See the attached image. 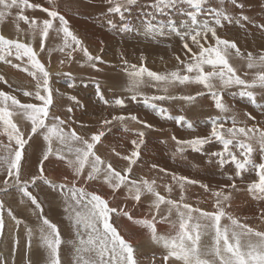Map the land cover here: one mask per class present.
<instances>
[{
  "label": "rangeland",
  "instance_id": "374dc122",
  "mask_svg": "<svg viewBox=\"0 0 264 264\" xmlns=\"http://www.w3.org/2000/svg\"><path fill=\"white\" fill-rule=\"evenodd\" d=\"M96 1L97 2L94 3L87 0H56L59 12H69L72 15V20L74 19L75 21L76 19L77 21L79 20V22H84L87 20L84 23H88V20L92 21L90 22V25L95 31L98 30L99 32H95L93 29L90 31L93 34L95 33L93 36L96 37L95 40L97 41L95 42L100 44L99 48H96V46H93L92 48L91 44H86L87 41H83L84 39L81 36L77 37L80 40L82 39L81 46L86 47L90 53L92 52L91 54L93 56H100L101 61H96V68H93L88 63L86 57L83 58L84 55L83 51L81 50L82 48L77 49L76 51H73L72 48H65L64 51H59L60 48L63 47L64 39L61 40V36L63 38L62 33H58L55 30L59 28V21L57 20L54 22V29L50 30L49 36L45 39V49L43 50L45 55L42 54L40 56L41 59H43V62L51 60V66L59 68V71L57 70V72L52 75L53 79L51 80L50 76L49 80L53 98V104L51 106L56 109V111H52L50 109V117L61 113L64 114L65 119L71 120L73 118L72 111L74 109L79 110L77 117H79L81 121L77 123L71 122L69 124L74 128L80 126L79 133L83 132L82 135H84L85 138H90L93 133L104 131L105 135L101 138V142H99L95 147L96 154L99 155L106 163L111 162L114 168L117 171H120L122 174L125 169L129 167V161L125 160L123 157L130 156L132 151L137 150L134 148L132 141L135 140L139 143L141 139L139 133L143 132V143L140 144L138 149L141 155H139L136 163L131 165L132 171L129 173V179L140 180L142 177L148 180L155 179L157 190L161 195L179 201L180 187L173 180V174H175L177 177H187L190 180H194L195 178V181H198L199 183L186 184L184 192V202L191 204L193 207H200L207 211H213L214 209H212V206L215 202V197H213L212 192L221 190L222 185L233 183V181L229 180L228 177H234L236 191L235 189L231 188L224 189V191L231 194V200L229 201V206L227 207L229 210L227 211H230L231 214H234L235 216H233L238 218L241 223H247L249 226L257 230L264 231V219L261 218V213L264 212V199H255L252 194L247 191L248 184L256 179L255 170L249 167L248 170L243 172L242 178H236L235 165L228 162L221 166L218 162L219 157L213 155L215 152L222 151V145L216 142L214 139L205 144L201 151H193L190 147L179 146L177 145L176 141L172 139L173 136H175L178 140H189L197 136H208L211 131V121L213 119L217 117L223 118L225 115L231 116L233 114L238 119L239 123L237 126L247 125L252 127L257 126L258 124L257 127L264 128V117L259 115L257 108H255L260 104H262L264 107V89L259 87L245 89L239 85L221 88L219 87V82L216 81L217 87L215 91L220 95L223 104L229 109V112L225 114L216 108L215 98L211 95L208 89H205L202 85L176 84L169 87L168 92H164L162 90L163 85L152 81L145 74V83L140 88V92H142L143 95H138L136 99L133 100V93L126 90L129 77L125 72V68H128L130 71L131 65L133 64L137 65L139 68L142 63V57L143 66L150 71L157 73H168L179 68L183 73V66L179 64L176 59L177 56H179L181 60L185 59V50L182 47L183 41L180 39V36L177 35L175 31L169 30L168 27H164L162 33L156 32L157 34H152L150 32V35L144 26H146L148 21H153L152 23L156 24H167V21L171 19L176 22L177 28L183 32L184 29L180 28V25L182 22L187 21L188 17L182 13L191 11L192 9H190L187 4H181L177 5L175 9L165 10L164 14L162 15L157 13L155 15L156 17L153 18L152 13L155 10H153L150 5L154 3V0H135V3L132 5H127L121 13L109 12V8L112 7V5L107 3L106 0ZM105 3L108 4V7L105 6ZM39 4L43 5L44 7H50V5L47 3V0H43V2H40ZM86 7L89 8L87 9ZM148 10L150 11L148 12ZM210 10H212V12H210ZM215 10L225 12L231 18L230 20H222V26H214L216 27L217 35L219 37L229 41H234L236 43L245 59L237 57L235 55V50H232L230 63L237 70V74L241 77V79L251 82L254 79V72L256 70H249L247 68L246 56L249 52L253 53L254 56H259L261 52H264V0H206V3L203 5V11L198 16V19L200 21L208 20L212 22L214 20L213 13ZM18 12L19 9L17 8L11 9V15H7L3 21H0V30H6L8 39L19 40L18 38L23 35L28 36L31 39V46H33L34 42L35 44H40L39 32H37L35 36L29 34L28 25L16 18ZM24 14L28 16L29 19L36 18L38 20H42L47 18V14L40 11L39 9H28L25 10ZM115 15H119L120 18L117 19ZM143 15L144 17H142ZM141 19L143 21H138ZM144 21H146V23ZM131 22L132 24H130ZM132 25H134V27ZM135 26L138 30L141 27L142 28L138 31L135 29ZM131 29L133 31L130 33L129 31H131ZM21 30L23 32H19ZM70 30L73 33L76 31L74 33H77L76 35H79L80 33L79 30L74 29L73 31L71 28ZM110 32H114V35H110ZM58 34L60 35L58 36ZM138 34H141L144 37L139 36ZM162 34L164 36L166 35L165 40L163 39L164 36ZM153 35L155 37H152ZM107 37L111 38L109 39ZM134 37L138 40H134ZM170 37L172 39H170ZM102 39L103 41L101 42L100 40ZM209 39L211 40L210 34ZM134 42H136V44H134ZM211 42L214 43V41ZM188 43L193 47L194 51H198V49H196L191 44L190 40ZM155 45L156 47H154ZM49 48H53V50L51 49V51ZM158 48L161 49V51H159ZM144 50L146 52H144ZM47 51L48 54L50 51L51 53L48 55ZM69 53H71V56H69ZM4 55L5 59L0 60V76H3L7 83L0 81V89L3 91L8 90L7 92L15 95L22 103L41 104L42 102L36 100L34 95L30 97L23 95L24 91H30L33 93L36 92V80L29 76L27 72L23 71L24 68L31 69V65L28 63L27 58L16 60L14 55L7 56L6 53ZM46 55L48 57H46ZM55 55L57 57H55ZM7 61H11V63H8ZM23 61H26L27 63ZM125 61L127 63H125ZM4 65H7L8 68L12 69L7 71ZM13 65H19L20 67L17 68ZM16 71L18 73H16ZM47 71L49 72V70ZM76 73H78V75H76ZM98 77L100 79H96ZM65 79L68 81L69 79L78 80V85H76L77 81H73V87L75 90L70 89L71 87H69V84L65 83ZM104 80H106L108 83L104 82ZM118 80L120 81L117 82ZM93 81H95L94 85H92ZM84 82L87 83V88H85L86 86L84 87ZM54 86L57 92L54 90ZM104 87H106V89H104ZM77 88H79V92H85V94L82 93L84 99L81 98V95L78 91L77 93L73 92L76 91ZM97 91L102 93L104 98L103 100H101L100 96L97 95ZM249 91L253 93L252 96L245 94ZM197 93L201 94L197 95ZM67 94L71 96L77 94L76 100L72 102L71 98L69 99ZM203 94L207 95V99H209L211 102L212 109H210V111H204L202 106H198V96L202 97ZM153 96H170L175 98L164 100L150 99ZM185 96H192L194 99L188 101L180 98ZM117 98L123 99V109L121 106L117 107V105H115L114 101ZM105 100L108 101L107 106L104 103ZM95 106L97 108L96 111ZM102 106L105 108L103 109ZM99 107L102 109V111ZM69 108L72 109L71 112L68 111ZM131 109L132 111H130ZM161 109L164 110L163 113H161ZM90 111H93L95 115H90ZM259 111L264 116V108ZM80 113L81 115H79ZM245 113L250 114L254 119H248V116H246ZM60 115L57 116L60 117ZM121 115L125 117L134 115L137 117V121L140 122L133 121L129 118V120H124V122L114 120L112 121L113 124H102V121L105 119L111 120L113 116ZM257 115L261 117L256 118L258 117ZM181 117L183 118V121L181 123H177V120ZM12 119L15 123H17L22 132H30L31 123L25 117H23L22 114L17 113ZM144 120L146 121L144 122ZM147 120L149 122H147ZM50 121L51 118H49L47 121L49 124L54 122ZM145 125H151V127H146ZM230 126L231 121L229 120L226 124V127ZM25 129H28V131H24ZM117 135H120V137L123 135L126 137L128 136V138L124 139L129 140L124 141L122 139L125 136L120 138L117 137ZM112 136L116 137L113 138ZM155 136L156 139H154ZM168 137L171 140H169ZM109 138H111V140ZM0 143L4 145H8L10 143L8 137L3 134L2 127H0ZM114 143L116 145H114ZM174 144L175 146H173ZM15 146V141L12 140L11 148H15ZM46 147L47 145L43 140V135H34L29 143L25 146L21 169V180L28 182V191L36 198L37 202L41 206L40 208H37L34 204H32L31 200L19 191L14 180L9 178V183L6 185L4 183L6 170H0V202L3 203V208L0 209V216H2L4 221V228L2 231H0V244L3 239L8 240V242H6V248L8 249L6 255H10V251L14 250L10 255L12 256V260L10 259V261H12L11 264H48V253L42 246V241L40 239V230L41 228L45 227L41 217L47 218L50 222L57 225L59 229L63 241L60 248V258L62 259L63 264H73L75 259L73 248L71 244L68 243L69 241H75L77 239V228L73 224L75 213L71 208H69V205L74 204V201L66 199V195L62 193L59 188V185L61 184H67L71 186V181L76 179L73 176L72 168L69 167L67 160L58 159L55 154H50L48 160H46L43 164L44 178L51 181L53 185H56V187H52L45 183L44 179H37L35 184L32 183L33 176H40V161L43 158V153ZM178 147H184V151H177ZM11 148L9 150H11ZM52 148L54 152L60 151L68 159H74V157L67 152L65 146L60 144L55 139L52 141ZM149 148L150 151H147ZM0 154H4L3 148H0ZM261 156L262 154L257 148L256 152L253 154V159L256 164L264 162V160L261 159ZM152 165H157V167L153 168ZM161 168L165 169L166 171L161 172ZM89 170L90 168L86 166L83 175L86 176ZM76 183L78 187H82L88 192H95L101 195L109 202V207L123 208L131 214L133 217L132 220L128 219L122 213H112L110 214V221L113 223V226L117 228L118 232L124 237V239L133 246L139 264H163L162 256L166 254V250L161 245L152 241L150 231L147 227L135 223V221L143 219L151 220L153 213H156L155 223L157 233L161 235L174 234V230L171 228L170 224L167 221L161 219L167 215L168 206L161 205V208L157 213L152 207V201L154 197H152L151 194L145 193L141 196V200L137 202L132 198V194L129 193V188L127 186L122 185L121 188L114 191L107 183H105L102 175L99 178L95 180H89L86 183L80 179H76ZM201 184L207 185L208 191H205V189L201 187ZM166 186L172 187V192L170 194L166 191ZM246 194L248 197H250L249 199ZM236 195L241 198H238ZM241 199H243V201ZM235 200H239V202L236 201L234 203ZM251 203L253 204L251 205ZM236 204L238 205L239 209L236 208L237 206H234ZM241 204L243 206L245 204V207H243ZM242 208L247 209H244V211ZM9 210L12 212L13 216L16 217V220L21 222L19 225H17L16 220H13L12 216H9ZM246 212L250 213L251 215L247 214ZM240 215L242 216V219ZM252 215H255V218H253ZM170 219H175L174 210ZM222 223H227V221L222 220ZM29 229H31V232H29ZM8 236L10 238H8ZM203 239L205 243H210V237H204ZM36 253L38 255H36ZM17 257L20 260L18 259L15 261V258ZM8 261L5 263L4 260L0 259V264H10V261ZM170 264H178V262L173 260L170 262Z\"/></svg>",
  "mask_w": 264,
  "mask_h": 264
},
{
  "label": "snow or ice",
  "instance_id": "6c2138e0",
  "mask_svg": "<svg viewBox=\"0 0 264 264\" xmlns=\"http://www.w3.org/2000/svg\"><path fill=\"white\" fill-rule=\"evenodd\" d=\"M112 5L109 12L121 13L127 5L135 3V0H106ZM50 7H43L39 3H30V0H0V21L11 15V9L17 8L19 12L16 18L28 25L29 34L35 36L37 32L40 35V50L45 49V39L49 36L50 30L54 29V22L59 21V28L55 29L58 33H62L64 44L60 51L65 48H72L73 51L81 49L82 41L75 35L68 25L66 18L60 14L56 0H47ZM206 0H154L150 5L155 11L152 16L157 13L164 14L165 10L175 9L177 5L187 4L191 11L182 14L188 17L187 21L181 23V32L176 26L174 20H168L167 24L152 23L149 21L146 24V31L151 33L161 32L164 27L175 31L183 41L182 47L185 50V59L181 60L176 57L179 64L183 66V73L178 68L177 70L168 73H157L150 71L143 66L139 68L137 65H131V70L125 68V72L129 77L127 91L133 93L132 99L135 100L138 95H143L140 92L141 86L145 83L144 76L150 78L157 84L163 85V91L168 92L169 87L176 84H198L202 85L215 98V106L222 113L227 114L229 109L223 104L220 95L215 91L219 82V87L227 88L232 85H239L245 89L262 88L264 89V52L259 56H254L249 52L246 56L247 68L255 69L254 79L249 82L237 74V70L230 63L232 50H235V55L241 59L242 56L239 48L234 41L222 39L217 35L214 25L222 26V20H230L231 18L220 10H215L214 20L200 21L198 16L203 11V5ZM36 10L47 14V18L38 20L36 18L29 19L24 14L25 10ZM212 12V10H210ZM209 34L211 40L209 39ZM198 49L194 51L188 41ZM211 41H214L212 43ZM84 57H86L91 67L96 68V61H101L100 56H93L86 47L81 49ZM7 56H15L16 60L27 58L31 69L24 68L34 80H36V92L24 91L26 97L35 96L36 100L41 101V104L22 103L15 95L9 92L0 90V127L3 129V134L9 139V144L0 143V148L4 149V154H0V170H6L4 183H9V178L15 181L16 186L24 196L28 197L32 204L40 208V204L36 198L28 191V182L21 180V169L25 146L29 143L34 135L42 134L43 140L46 142V149L43 153V158L40 161V176H33L32 183L35 184L37 179H44V182L52 187L51 181L44 178L43 164L48 160L50 154H55L58 159L67 160L69 167L73 170V176L85 183L89 180H95L101 175L105 183L114 191L127 186L132 198L137 202L141 200V196L145 193L151 194L154 197L152 207L158 213L161 205L168 206L167 215L161 219L167 221L174 234L161 235L157 233L156 228V213H153L152 219L136 220L135 223L147 227L151 234V239L154 243L161 245L166 254L162 256L163 264H170L171 261H176L178 264H264V231L257 230L247 223H241L240 220L234 217L227 211L231 194L224 189H236L234 177L229 176L228 179L233 183L221 186V190L213 191L215 197L213 211H207L200 207H193L185 201V185L199 183L195 180H190L187 177H177L173 174V180L180 187L179 201L161 195L157 190L156 180H148L143 177L140 180L129 179V173L132 171L131 165L136 163L139 158V146L143 143V132L139 133L141 137L139 143L135 140L132 144L135 149L130 156L123 157L129 161V167L125 169L123 174L117 171L111 162H105L99 155L96 154L95 147L101 142V138L105 135L104 131L93 133L90 138L80 135L74 127H71L68 121L61 119L59 116L50 117V107L53 103L52 90L49 85L50 73L38 59L37 52L28 43L20 42L19 40L8 39L0 35V60ZM71 56V53H69ZM11 63V61H7ZM63 63V61H62ZM125 63H127L125 61ZM19 68V65H13ZM210 69V70H208ZM39 74V75H38ZM70 75V74H69ZM0 81L7 83L3 76H0ZM73 85L69 84V87ZM201 93H197L200 95ZM246 95L252 96V92H246ZM98 96L103 100V95L98 91ZM75 100V97H70ZM170 96H153L152 100L174 99ZM191 101L192 96L180 97ZM148 99V98H146ZM105 104L108 101H104ZM117 106H124L123 99L117 98L114 101ZM72 111L71 108L68 109ZM164 110L161 109V113ZM17 113L22 114L31 123L30 132H22L17 123L13 121V116ZM248 119H254L250 114L245 113ZM51 118L53 123L47 121ZM137 121L136 116L125 117L113 116L111 120H103V125H109L114 120L123 122L126 119ZM231 121V126L226 127L228 121ZM183 118H179L177 123H181ZM140 122V121H137ZM238 119L235 115H225L223 118L217 117L211 121V131L208 136L194 137L189 140H178L175 136L172 137L179 146L190 147L193 151H201L203 146L211 140L222 145V151L213 153L219 157V164L223 166L225 163L235 165V177L242 178L244 171L249 167L255 170L256 179L248 184V191L255 199H264V162L256 164L253 159V154L257 148L261 152V159L264 160V128L257 126L249 127L237 126ZM151 127V125H145ZM27 137V138H25ZM57 140L64 145L67 152L74 157L68 159L60 151H55L52 148V141ZM15 141V148H11V141ZM11 148V150H9ZM235 150V151H234ZM177 151L183 152L184 147H178ZM86 166L90 168L87 175L84 176ZM156 168L157 165H152ZM165 172V169H160ZM67 179V178H65ZM76 179L71 181V186L67 184L59 185L62 193L66 195V199L74 201L70 204L75 215L73 224L77 228V239L69 241L74 252L73 264H139L135 255V249L127 242L124 237L118 232L110 221V214L122 213L128 219L132 220L131 214L123 208L109 207V202L101 195L95 192H88L82 187H78ZM201 187L208 191V186L201 184ZM166 191L172 192L171 186H166ZM3 208V203L0 202V209ZM67 210V209H66ZM175 211V219H170ZM9 216L13 220V216L9 210ZM261 218L264 219V212L261 213ZM44 228H41L42 246L48 253V264H63L60 258V248L63 243L57 225L50 222L47 218L41 217ZM226 220L227 223H222ZM17 225L21 222L16 220ZM4 228V221L0 216V231ZM31 232V229H29ZM204 237H210V243L204 242Z\"/></svg>",
  "mask_w": 264,
  "mask_h": 264
},
{
  "label": "bare ground",
  "instance_id": "6f19581e",
  "mask_svg": "<svg viewBox=\"0 0 264 264\" xmlns=\"http://www.w3.org/2000/svg\"><path fill=\"white\" fill-rule=\"evenodd\" d=\"M87 1H91V2H97L96 0H87ZM40 2H43V0H30V3H40ZM92 4V3H91ZM95 5V4H94ZM132 5V4H131ZM43 6V5H42ZM97 6H99V5H97ZM104 6V5H103ZM105 6H107L108 7V4L107 3H105ZM104 6V7H105ZM186 6V5H185ZM44 7V6H43ZM93 7V6H92ZM130 7V6H129ZM87 9L89 8V7H86ZM105 9V8H104ZM94 10V9H93ZM154 10V9H153ZM104 11V10H103ZM150 10H148V12H149ZM94 13V12H93ZM60 14L61 15H63L65 18H66V20L68 21V25H69V27L71 28V29H73V31H74V29L75 30H79V35H77V36H81L84 40L83 41H87L86 42V44L88 43V44H91V46H92V48H93V46H96V48L98 47L99 48V46H100V44H97L95 41H97V40H95L96 39V37L95 36H93V35H95V33L93 34L90 30H92L93 28H92V26L90 25L91 23L90 22H92V21H90V20H88V23H84V22H86V21H84V22H79V20L77 21L76 19H75V21H74V19L72 20V15L69 13V12H67V11H61L60 12ZM102 14V13H101ZM206 14V13H205ZM146 15H147V13H146ZM149 15V14H148ZM104 17V16H103ZM115 17L117 18V19H119L120 18V16L119 15H115ZM142 17H144V15L142 16ZM147 17V16H146ZM156 17V16H155ZM135 18V17H134ZM149 18V17H148ZM154 18V17H153ZM152 18V19H153ZM159 18V17H158ZM79 19V18H78ZM136 20V19H135ZM145 20V19H144ZM94 21V20H93ZM138 21H143L142 19L141 20H138ZM138 21H135V22H138ZM147 21H148V19H147ZM118 22H120V21H118ZM145 23H146V21H144ZM149 22V21H148ZM151 22H153V21H151ZM156 22V21H155ZM134 23V22H133ZM140 23V22H139ZM130 24H132V22L130 23ZM141 24V23H140ZM135 25V24H134ZM134 25H132L133 27H134ZM94 26V25H93ZM137 26V25H136ZM135 26V27H136ZM138 27H141V26H138ZM145 28H146V26H144ZM143 27V28H144ZM101 28H103V27H101ZM142 28V27H141ZM140 28V29H141ZM135 29H137V27L135 28ZM135 29H134V31H135ZM139 29V30H140ZM94 30V29H93ZM138 30V29H137ZM138 30V31H139ZM95 31V30H94ZM133 30L131 29V31H129L130 33L132 32ZM19 32H23L22 30L21 31H19ZM76 32V31H75ZM74 32V33H75ZM95 32H99L98 30H96ZM109 32V31H108ZM103 33V32H102ZM106 33V32H105ZM145 33V32H144ZM144 33H141V34H144ZM160 33V32H159ZM77 34V33H76ZM75 34V35H76ZM85 34V35H84ZM104 34V33H103ZM139 35V36H142V37H144L143 35ZM149 34L151 35V33L149 32ZM153 34V33H152ZM157 34V33H156ZM0 35H3V36H5L6 38H8L7 37V33H6V30L5 29H1L0 30ZM60 34H58V36H59ZM108 35V34H107ZM110 35H114V32H110ZM128 35V34H127ZM159 35V34H158ZM163 35V34H162ZM161 35V36H162ZM30 36V35H29ZM85 36V37H84ZM87 36V37H86ZM97 36V35H96ZM109 36V35H108ZM124 36H126V35H124ZM145 36H147V35H145ZM164 36V35H163ZM57 37V36H56ZM101 37V36H100ZM133 37V36H132ZM141 37V38H142ZM149 37V36H148ZM147 37V38H148ZM152 37H155L154 35L152 36ZM151 37V38H152ZM165 37H166V35L164 36V40H165ZM31 38H33V37H31ZM104 38V37H103ZM107 38H109V37H107ZM106 38V39H107ZM111 38V37H110ZM109 38V39H110ZM135 38V37H134ZM138 38H140V37H138ZM19 41L20 42H23V43H28V44H32V42H31V39L28 37V36H20L19 38ZM58 39V38H57ZM61 40L63 39L62 38V36H61V38H60ZM59 39V40H60ZM127 39V38H126ZM131 39V38H130ZM133 39V38H132ZM154 39V38H153ZM170 39H172L171 37H170ZM179 39V38H178ZM177 39V40H178ZM82 40V39H81ZM108 40V39H107ZM129 40V39H128ZM134 40H138V39H134ZM163 40V41H164ZM167 40V39H166ZM50 41V40H49ZM98 41H99V37H98ZM101 42L103 41V39L102 40H100ZM132 41V40H131ZM146 41V40H145ZM160 41V40H159ZM163 41H161V42H163ZM169 41V40H168ZM174 41V40H173ZM172 41V42H173ZM101 42H99V43H101ZM137 42V41H136ZM136 42H134V44H136ZM139 42V41H138ZM142 42H144V41H142ZM165 42V41H164ZM59 43V42H58ZM63 43H64V41H63ZM105 43V42H104ZM128 43H130V42H128ZM132 43V42H131ZM149 43V42H148ZM166 43H168V42H166ZM107 44V43H106ZM111 44V43H110ZM147 44V43H146ZM150 44V43H149ZM158 44H159V42H158ZM169 44V43H168ZM82 45V44H81ZM84 45V44H83ZM102 45H105V44H102ZM101 45V46H102ZM123 45V44H122ZM161 45V44H160ZM34 49H35V51L37 52V55H38V59L40 60V62L45 66V68H46V70H49V73H50V76H51V80L53 79V76L52 75H54L56 72H57V70L59 69V68H57V67H52L51 65H52V62L50 63V61H44L43 62V59H41V55L42 54H44L45 55V53H43L44 51H41L40 50V44H35V42H34V44H33V46H32ZM49 47V46H48ZM47 47V48H48ZM150 47V46H149ZM154 47H156V45L154 46ZM81 48H83L82 46H81ZM100 48H102V47H100ZM169 48V47H168ZM52 50H53V48H51ZM50 48H49V50H51ZM159 49V48H158ZM51 50V51H52ZM107 50V49H106ZM149 50H150V48H149ZM152 50V49H151ZM156 50H157V48H156ZM51 51H50V53H51ZM56 51V50H55ZM60 51V50H59ZM143 51V50H142ZM159 51H161V49H159ZM139 52V51H138ZM144 52H146L145 50H144ZM49 53V54H50ZM55 53H57V52H55ZM59 53H61V52H59ZM58 53V54H59ZM92 53V52H91ZM95 53H96V51H95ZM99 53H101V52H99ZM156 53H160V52H156ZM47 54H48V51H47ZM48 54V55H49ZM107 54H109V53H107ZM126 54V53H125ZM134 54V53H133ZM133 54H131V55H133ZM53 55V54H52ZM60 55V54H59ZM77 55V54H76ZM99 55V54H98ZM145 55V54H144ZM51 56V55H50ZM61 56V55H60ZM59 56V57H60ZM46 57H48L47 55H46ZM45 57V58H46ZM55 57H57L56 55H55ZM75 57V56H74ZM136 57V56H135ZM154 57V56H153ZM8 58V57H7ZM14 58V57H13ZM44 58V57H43ZM54 58V57H53ZM79 58H80V56H79ZM83 58H85V57H83ZM47 59V58H46ZM56 59V58H55ZM60 59V58H59ZM10 60H11V58H10ZM53 61H54V59H53ZM149 61H151V60H149ZM18 62V61H17ZM20 62V61H19ZM23 62H26V61H23ZM136 62V61H135ZM27 63V62H26ZM60 63V62H59ZM104 63V62H103ZM162 63V62H161ZM8 64V63H7ZM17 64V63H16ZM25 64V63H24ZM80 64V63H79ZM82 64V63H81ZM85 64V63H84ZM123 64V63H122ZM12 65V64H11ZM108 65H109V63H108ZM114 65V64H113ZM112 65V66H113ZM82 66V65H81ZM111 66V65H110ZM4 67H5V69L7 70V71H9L10 69H12V68H8V66L7 65H4ZM10 67V66H9ZM28 67H30V66H28ZM60 67V66H59ZM67 67V66H66ZM113 68V67H112ZM130 69V68H129ZM72 70V69H71ZM15 71V70H14ZM59 71V70H58ZM73 71V70H72ZM71 71V72H72ZM10 72H12V71H10ZM74 72V71H73ZM77 72V71H76ZM81 72V71H80ZM16 73H18L17 71H16ZM64 73V72H63ZM82 73V72H81ZM83 74V73H82ZM82 74H80V75H82ZM86 74V73H85ZM87 74H89V73H87ZM64 75V74H63ZM75 75V74H74ZM76 75H78V73H76ZM75 75V76H76ZM84 75V74H83ZM22 76V75H21ZM20 76V77H21ZM65 76V75H64ZM67 77V76H66ZM88 77V76H87ZM97 77V76H96ZM23 78V77H22ZM63 78H65V77H63ZM79 78V77H78ZM77 78V79H78ZM94 78V77H93ZM104 78V77H103ZM71 80V79H69V81L68 80H64L65 81V83H67V84H71V85H74V82L73 81H77V83H76V85H78V80ZM96 79H100L99 77L98 78H96ZM96 79H94V80H96ZM113 79V78H112ZM114 79H116V78H114ZM58 80H60V79H58ZM123 80V79H122ZM85 81V80H84ZM101 81V80H100ZM120 80H118L117 82H119ZM94 82L95 81H93V84L92 85H94ZM104 82H107L106 80H104ZM108 83V82H107ZM105 84V83H104ZM112 84V83H111ZM87 85V83H85L84 82V87ZM105 86V85H104ZM85 88H87V86L85 87ZM94 88V87H93ZM95 88H97V87H95ZM198 88V87H197ZM70 89H72V90H75V88L72 86ZM104 89H106V87H104ZM1 90V89H0ZM54 90L56 91V89H55V86H54ZM108 90V89H107ZM106 90V91H107ZM3 91V90H2ZM6 91V90H5ZM8 91V90H7ZM6 91V92H7ZM77 91L79 92V88H77L76 89V91H73V92H75V93H77ZM93 91V90H92ZM113 91V90H112ZM57 92V91H56ZM98 92V91H97ZM104 92V91H103ZM82 93H84L85 94V92H79V94L81 95V98L82 99H84V97H83V95H82ZM65 94V93H64ZM64 94H62V95H64ZM102 94V93H101ZM61 95V96H62ZM95 95H96V93H95ZM108 95V94H107ZM67 96H68V98L70 99V97H75V100H76V96H77V94H75V95H73V96H71V95H69V94H67ZM198 98H199V105L198 106H202L203 107V110L204 111H210V109H212V107H211V102H210V100L209 99H207V95H204L203 94V96L202 97H199L198 96ZM21 99V98H20ZM72 100V102L74 101L73 99H71ZM130 100V99H129ZM107 101V100H106ZM82 102H83V100H82ZM81 102V103H82ZM127 102V101H126ZM92 103V102H91ZM90 103V104H91ZM102 103V102H101ZM130 103V102H129ZM128 103V104H129ZM53 104V103H52ZM55 104V103H54ZM104 104V103H103ZM109 104H110V102H109ZM197 104V103H196ZM229 104V103H228ZM94 105V104H93ZM96 105V104H95ZM112 105H114V104H112ZM127 105V104H126ZM241 105V104H240ZM97 106H98V104H97ZM100 106V105H99ZM106 106H107V104H106ZM131 106H133V105H131ZM87 107V106H86ZM89 107V106H88ZM109 107H111V106H109ZM118 107V106H117ZM124 107V106H123ZM123 107H122V109H123ZM126 107V106H125ZM100 108V107H99ZM98 108V109H99ZM102 108L104 109L105 107L104 106H102ZM128 108H129V106H128ZM253 108V107H252ZM255 108H257V111H258V113H259V115H261L262 117H264L263 116V114L259 111V110H261L262 108H264L263 107V105L262 104H260L259 106H256ZM52 111H56V109L53 107V106H51V108H50ZM101 109V108H100ZM99 109V110H100ZM254 109V108H253ZM92 110H93V108H92ZM97 110V108H96V106H95V111ZM111 110V109H110ZM101 111H102V109H101ZM130 111H132V109L130 110ZM197 111V110H196ZM204 111H202V112H204ZM212 111V110H211ZM73 118L71 119V120H69V119H65V117H64V114H57V115H60V118L61 119H63V120H65V121H68V123H71V122H73V123H77V122H79V121H81V119L79 118V117H77V115H78V112H79V110H77V109H74L73 111ZM91 113H90V115H93L94 114V112L93 111H90ZM111 112H113V111H111ZM140 112V111H139ZM63 113V112H62ZM97 113V112H96ZM109 113V112H108ZM137 113V112H136ZM135 113V114H136ZM241 113V112H240ZM56 114V113H55ZM254 114H255V112H254ZM56 115V116H57ZM79 115H81V113L79 114ZM95 115V114H94ZM214 115V114H213ZM234 115V114H233ZM259 115H257L258 117H256V118H260L261 116H259ZM254 116V115H253ZM24 117V116H23ZM142 117V116H141ZM147 117V116H146ZM198 117H199V115H198ZM201 117V116H200ZM203 117V116H202ZM255 117V116H254ZM149 119H150V117H149ZM127 120V119H126ZM129 120V119H128ZM142 120H143V118H142ZM24 121V120H23ZM52 121V120H51ZM50 121V122H51ZM146 120H144V122H145ZM88 122H90V121H88ZM124 122V121H123ZM128 122V121H127ZM147 122H149L148 120H147ZM98 123V122H97ZM96 123V124H97ZM143 123V122H142ZM258 123H261V122H258ZM264 123V122H263ZM113 124V123H112ZM126 124H128V123H126ZM145 124V123H144ZM148 124V123H147ZM159 124V123H158ZM70 125V124H69ZM91 125V124H90ZM71 126V125H70ZM257 126H258V124H257ZM72 127V126H71ZM163 127H164V125H163ZM208 127V126H207ZM76 129V131L79 133V129H80V126L79 127H76L75 128ZM116 130V129H115ZM159 130V129H158ZM24 131H28V129H25ZM155 131V130H154ZM160 131V130H159ZM162 131V130H161ZM168 131V130H167ZM126 132V131H125ZM124 132V133H125ZM27 133V132H26ZM82 133L83 132H80L79 134L80 135H82ZM114 133V132H113ZM123 133V134H124ZM159 133V132H158ZM169 133H171V132H169ZM115 134V133H114ZM161 134V133H160ZM174 134V133H173ZM180 134V133H179ZM167 135V134H166ZM176 135V134H175ZM191 135H192V133H191ZM84 136V135H83ZM123 136H125V135H123ZM123 136H121V137H123ZM159 136V135H158ZM161 136V135H160ZM113 137V136H112ZM116 137V136H115ZM115 137H113V138H115ZM117 137H120V135H117ZM120 137V138H121ZM124 138H128V136L126 137H123V139L122 140H126V141H128L127 139H124ZM130 138V137H129ZM132 138V137H131ZM110 140H111V138H109ZM119 139V138H118ZM117 139V140H118ZM134 139V138H133ZM154 139H156V136H155V138ZM168 139H169V137H168ZM169 140H171V139H169ZM114 141V140H113ZM150 141V140H149ZM154 141V140H153ZM159 141H160V139H159ZM131 142V141H130ZM146 142V141H145ZM144 142V143H145ZM156 142V141H155ZM165 142H166V140H165ZM171 143V142H170ZM173 143V142H172ZM148 144H149V142H148ZM147 144V145H148ZM114 145H116L115 143H114ZM120 145V144H119ZM170 145V144H169ZM173 146H175V144L173 145ZM172 146V147H173ZM118 147V146H117ZM32 148V147H31ZM174 148V147H173ZM168 149V148H167ZM147 151H150V148H149V150H147ZM31 152V151H30ZM28 153V152H27ZM27 153H26V155H27ZM34 154V153H33ZM141 155V154H140ZM147 155V154H146ZM149 155V154H148ZM37 157V156H36ZM147 158V157H146ZM34 159V158H33ZM117 159V158H116ZM141 159H142V157H141ZM26 160V159H25ZM145 160V159H144ZM144 160H142V161H144ZM26 162V161H25ZM141 164V163H140ZM144 164V163H143ZM147 164V163H146ZM27 165V164H26ZM31 166V165H30ZM145 166V165H144ZM159 167V166H158ZM196 168V167H195ZM150 169V168H149ZM197 169V168H196ZM197 172V171H196ZM132 175H134V174H132ZM170 175H172V174H170ZM197 179V178H196ZM194 180H195V178H194ZM222 185V184H221ZM235 191H236V189H235ZM248 191V190H247ZM234 192V191H233ZM211 193V192H210ZM234 194V193H233ZM236 194V193H235ZM244 195H245V193H244ZM234 196V195H233ZM233 196H232V199H233ZM238 198H241V197H239L238 195H236ZM243 196V195H242ZM246 196L248 197V195L246 194ZM250 196V195H249ZM253 196V195H252ZM237 197H235V198H237ZM245 197V196H244ZM207 198V197H206ZM250 197H248V199H249ZM245 199H246V197H245ZM247 199V200H248ZM205 200V199H204ZM207 200H209V199H207ZM242 201H243V199H241ZM250 200H252V199H250ZM237 200H235L234 201V203L236 202ZM254 201V200H253ZM256 201V200H255ZM209 202V201H208ZM237 202H239V200L237 201ZM249 202V201H248ZM245 203H246V201H245ZM21 204V203H20ZM204 204V203H203ZM237 204H239V203H237ZM234 205V206H237L236 208H238V205ZM250 204V203H249ZM253 203H251V205H252ZM206 205V204H205ZM242 205V204H241ZM240 205V206H241ZM248 205V204H247ZM211 206V205H210ZM243 206V205H242ZM249 206V205H248ZM213 207V206H212ZM212 207H210V208H212ZM243 207H245V204H244V206ZM253 207V206H252ZM233 208V207H232ZM251 208V207H250ZM213 209V208H212ZM239 209V208H238ZM237 209V210H238ZM244 209H247V208H244ZM243 208H242V210H244ZM249 209V208H248ZM227 210H229L228 208H227ZM236 210V209H235ZM251 210H253V209H251ZM239 211V210H238ZM241 211V210H240ZM245 211V210H244ZM243 211V212H244ZM246 211H248V210H246ZM228 212H230V211H228ZM253 212V211H252ZM255 212V211H254ZM257 212V211H256ZM234 213V212H233ZM236 213H241V212H236ZM247 213V212H246ZM245 214V213H244ZM247 214H250V213H247ZM232 215H234V214H232ZM239 215V214H238ZM251 215V214H250ZM235 216V215H234ZM253 216V218H255L254 216L255 215H252ZM257 216V215H256ZM240 217H241V219H242V216L240 215ZM247 217H250V216H247ZM257 219V218H256ZM257 220H259V219H257ZM225 221V220H224ZM261 221V220H260ZM10 231V230H9ZM23 234V233H22ZM35 237V236H34ZM8 238H10L9 236H8ZM25 238H26V236H25ZM36 238V237H35ZM31 239V238H30ZM6 242H8V240H6V239H3V241L1 242V244H0V259H2V260H4V262L5 263H7V261L9 260L10 261V259L12 258V256H10L11 255V252H13V251H10V255H6V253H7V251H8V249L6 248V246H7V243ZM41 242V241H40ZM12 244V243H11ZM16 244V243H15ZM13 248V247H12ZM12 248H11V250H12ZM14 249V248H13ZM37 250V249H36ZM40 250V249H39ZM38 252V251H37ZM40 252V251H39ZM15 253V252H14ZM19 254V253H18ZM36 255H38L37 253H36ZM19 256H20V254H19ZM15 257V256H14ZM21 257V256H20ZM33 258V257H32ZM42 258V257H41ZM16 260L15 261H17L19 258L17 257V258H15ZM38 259V258H37ZM12 260V259H11ZM14 260V259H13ZM20 260V259H19ZM8 261V262H9ZM11 262L12 261H10L9 263L11 264ZM21 262H22V260H21ZM15 263V262H14ZM18 263V262H17ZM19 263H20V261H19Z\"/></svg>",
  "mask_w": 264,
  "mask_h": 264
}]
</instances>
